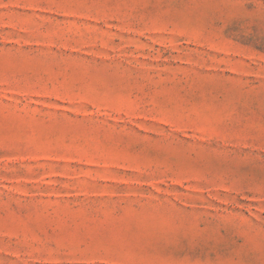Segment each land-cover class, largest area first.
<instances>
[{
	"label": "rangeland",
	"instance_id": "obj_1",
	"mask_svg": "<svg viewBox=\"0 0 264 264\" xmlns=\"http://www.w3.org/2000/svg\"><path fill=\"white\" fill-rule=\"evenodd\" d=\"M0 264H264V0H0Z\"/></svg>",
	"mask_w": 264,
	"mask_h": 264
}]
</instances>
